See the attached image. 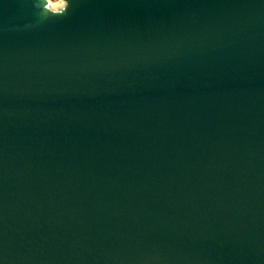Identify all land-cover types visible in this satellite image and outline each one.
I'll return each mask as SVG.
<instances>
[{
  "label": "water",
  "instance_id": "1",
  "mask_svg": "<svg viewBox=\"0 0 264 264\" xmlns=\"http://www.w3.org/2000/svg\"><path fill=\"white\" fill-rule=\"evenodd\" d=\"M0 0V264H264V0Z\"/></svg>",
  "mask_w": 264,
  "mask_h": 264
},
{
  "label": "rangeland",
  "instance_id": "2",
  "mask_svg": "<svg viewBox=\"0 0 264 264\" xmlns=\"http://www.w3.org/2000/svg\"><path fill=\"white\" fill-rule=\"evenodd\" d=\"M49 1L51 6H48L46 9L54 13L61 12L66 5L65 0H49Z\"/></svg>",
  "mask_w": 264,
  "mask_h": 264
},
{
  "label": "bare ground",
  "instance_id": "3",
  "mask_svg": "<svg viewBox=\"0 0 264 264\" xmlns=\"http://www.w3.org/2000/svg\"><path fill=\"white\" fill-rule=\"evenodd\" d=\"M50 2V1H49Z\"/></svg>",
  "mask_w": 264,
  "mask_h": 264
}]
</instances>
